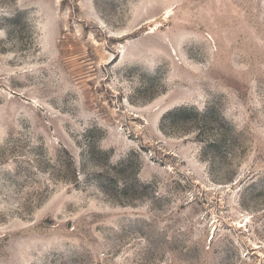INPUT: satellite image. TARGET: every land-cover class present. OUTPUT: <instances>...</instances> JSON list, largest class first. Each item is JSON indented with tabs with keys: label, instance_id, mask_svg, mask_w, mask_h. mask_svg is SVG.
I'll list each match as a JSON object with an SVG mask.
<instances>
[{
	"label": "rangeland",
	"instance_id": "rangeland-1",
	"mask_svg": "<svg viewBox=\"0 0 264 264\" xmlns=\"http://www.w3.org/2000/svg\"><path fill=\"white\" fill-rule=\"evenodd\" d=\"M0 264H264V0H0Z\"/></svg>",
	"mask_w": 264,
	"mask_h": 264
}]
</instances>
